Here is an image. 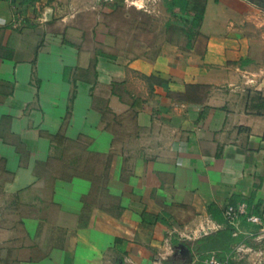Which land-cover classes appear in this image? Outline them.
Wrapping results in <instances>:
<instances>
[{
  "label": "crops",
  "instance_id": "0c3cea01",
  "mask_svg": "<svg viewBox=\"0 0 264 264\" xmlns=\"http://www.w3.org/2000/svg\"><path fill=\"white\" fill-rule=\"evenodd\" d=\"M94 1L0 0V264H264L259 226L223 217L264 225V12L209 0L202 45L128 57Z\"/></svg>",
  "mask_w": 264,
  "mask_h": 264
},
{
  "label": "rangeland",
  "instance_id": "374dc122",
  "mask_svg": "<svg viewBox=\"0 0 264 264\" xmlns=\"http://www.w3.org/2000/svg\"><path fill=\"white\" fill-rule=\"evenodd\" d=\"M189 1V7L193 1ZM209 1V0H208ZM260 14L264 12V0H249ZM95 4L103 6V0H95ZM135 3V4H133ZM171 0H111L106 2V20L110 23L113 34L117 38V52L128 57L147 55L152 57L161 52L165 45L189 48L204 43L198 30L185 23L192 13L189 8H169ZM97 10V8H96ZM95 11L94 13H96ZM264 31V26H263ZM255 76L247 75L244 93L251 105L264 104L253 101L264 100V69L257 65ZM264 113V106L258 109Z\"/></svg>",
  "mask_w": 264,
  "mask_h": 264
},
{
  "label": "trees",
  "instance_id": "16d2710c",
  "mask_svg": "<svg viewBox=\"0 0 264 264\" xmlns=\"http://www.w3.org/2000/svg\"><path fill=\"white\" fill-rule=\"evenodd\" d=\"M193 1V6L189 7V1L188 0H171V3L169 4V8L173 9V8H179V9H186L189 8L190 12L192 13V16L190 18H186L184 21L185 23H188L191 25V27L193 29L198 30L200 27V24L203 20V15H204V11H205V5L206 2L208 0H192ZM213 2L217 3L220 0H212ZM202 88V91L206 88L205 86H194V85H190L187 86V92H191V93H195L196 90ZM207 90L209 89L206 88ZM263 101V98L259 97V98H255V100L253 101ZM264 104H255L253 105V107L259 109L260 107H263ZM242 202V201H240ZM236 205V204H234ZM246 205H247V215H259L258 211L256 210V208H253L252 205L246 201ZM209 212H213V207H209ZM233 233V229L232 228H227L222 232H217L213 237L208 238L207 240H205L202 243V246L204 249L209 250V248H218V246L220 245H227L229 243L235 242L236 239H232L231 235Z\"/></svg>",
  "mask_w": 264,
  "mask_h": 264
},
{
  "label": "built area",
  "instance_id": "2783aa9c",
  "mask_svg": "<svg viewBox=\"0 0 264 264\" xmlns=\"http://www.w3.org/2000/svg\"><path fill=\"white\" fill-rule=\"evenodd\" d=\"M223 217L226 223L230 226L236 225V223L244 217L247 222L258 225L259 230L264 232V225L260 216L247 215V205L245 200H242V202L236 205H226L223 209ZM206 264H227V262L218 260L214 255H210L206 260Z\"/></svg>",
  "mask_w": 264,
  "mask_h": 264
}]
</instances>
